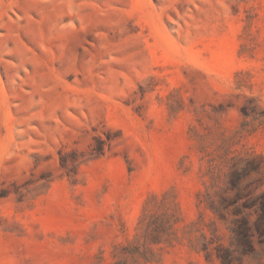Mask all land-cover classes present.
<instances>
[{
    "label": "rangeland",
    "instance_id": "374dc122",
    "mask_svg": "<svg viewBox=\"0 0 264 264\" xmlns=\"http://www.w3.org/2000/svg\"><path fill=\"white\" fill-rule=\"evenodd\" d=\"M0 264H264V0H0Z\"/></svg>",
    "mask_w": 264,
    "mask_h": 264
}]
</instances>
